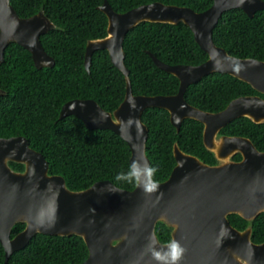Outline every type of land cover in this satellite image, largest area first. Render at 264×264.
<instances>
[{
  "label": "water",
  "instance_id": "obj_1",
  "mask_svg": "<svg viewBox=\"0 0 264 264\" xmlns=\"http://www.w3.org/2000/svg\"><path fill=\"white\" fill-rule=\"evenodd\" d=\"M211 1V7L200 13L160 2L125 13L115 12L107 0L98 7L107 18V35L87 42L84 67L89 73L93 53L107 51L111 64L125 78L124 99L112 112L94 100L74 99L62 105L59 119L74 116L88 130H110L119 136L129 147L131 172L139 168L141 175L139 179L133 175L137 183L130 191L107 180L72 191L63 177L49 174L48 162L29 146L27 138H0V245L4 264L36 234L80 237L88 251L80 264H170L173 240L184 249L179 264H264V241L252 242L251 226L239 231L228 223L229 215L252 222L264 213V152L246 138L218 137L237 118L264 124V99L239 97L222 111L211 113L191 106L184 98L190 85L212 73L227 74L264 95V61L233 57L212 38L223 13L240 9L253 18L264 10V1ZM143 22L184 24L208 56L197 66H170L146 51L158 69L179 81L174 95L132 93L123 42L127 32ZM54 29L42 8L29 18H20L11 0H0V64L6 47L14 43L30 53L37 70L52 68L55 61L45 52L40 37ZM4 94L0 90V96ZM148 108L166 110L176 132L186 119L201 123L204 148L214 154L217 164L204 163L174 143L176 164L169 178L159 183L144 176L143 169L149 168L150 162L145 151L148 128L141 117ZM235 154L241 156L240 161L231 160ZM10 163L23 169L14 170ZM149 183L157 186L154 191L144 190ZM18 223L24 224V229L10 238ZM158 223L171 229L168 243L159 242L155 233ZM157 252L164 259L157 261L153 255Z\"/></svg>",
  "mask_w": 264,
  "mask_h": 264
},
{
  "label": "trees",
  "instance_id": "obj_2",
  "mask_svg": "<svg viewBox=\"0 0 264 264\" xmlns=\"http://www.w3.org/2000/svg\"><path fill=\"white\" fill-rule=\"evenodd\" d=\"M103 1L11 0L20 18H29L42 8L56 26L40 37L42 47L55 64L52 68L37 70L30 53L14 43L6 47L0 64V90L5 92L0 96V138H27L29 146L48 162L49 174L63 177L72 191L84 190L105 180L130 191L137 183L129 165L130 150L124 140L110 130H88L74 116L59 119L62 105L74 99L94 100L107 112L114 111L124 99L125 78L111 64L107 51L93 53L89 73L84 67L87 42L107 35V18L98 9ZM107 1L117 13L154 2L185 6L198 13L212 5L211 0ZM212 38L217 47L233 57L264 61V10L256 12L253 18L240 9L223 13L213 29ZM123 50L134 95L169 96L178 91L179 81L158 69L146 51L170 66H197L208 58L182 23H140L127 32ZM251 95L264 99V95L250 85L227 74L212 73L190 85L184 98L191 106L217 113L232 100ZM141 119L148 128L145 151L150 167L156 169L151 176L154 181L160 183L169 178L175 166L174 143L204 163L215 164L213 155L204 148L201 123L186 119L176 132L168 112L159 108L144 110ZM220 133L248 138L259 151H264V124L237 118ZM234 159L240 157L236 155ZM10 166L17 171L23 169L14 163ZM118 176L121 178L117 179ZM228 219L237 230L250 225L252 242L264 241V213L250 223L237 215H230ZM24 227L22 223L16 224L10 238ZM170 231L163 224L156 225L155 233L160 243L170 241ZM87 256V247L78 236L36 234L25 248L10 256L7 264H80ZM0 264H4L1 245Z\"/></svg>",
  "mask_w": 264,
  "mask_h": 264
},
{
  "label": "clouds",
  "instance_id": "obj_3",
  "mask_svg": "<svg viewBox=\"0 0 264 264\" xmlns=\"http://www.w3.org/2000/svg\"><path fill=\"white\" fill-rule=\"evenodd\" d=\"M155 171H156L155 168L149 167V168L143 169V175L150 178L155 173ZM132 174L135 175L137 179H139L141 175V170L139 168L134 167V171ZM120 178H121L120 176L117 177V179H120ZM156 187L157 186L154 183H149V184H145L144 190L151 192V191H154ZM169 250H170V256H169L170 264H179L183 256V253H184L183 247L180 245L178 241L173 240L169 245ZM153 255L157 261L164 259L163 257L160 256L158 252L153 253Z\"/></svg>",
  "mask_w": 264,
  "mask_h": 264
},
{
  "label": "flooded vegetation",
  "instance_id": "obj_4",
  "mask_svg": "<svg viewBox=\"0 0 264 264\" xmlns=\"http://www.w3.org/2000/svg\"><path fill=\"white\" fill-rule=\"evenodd\" d=\"M179 87V86H178ZM251 96H259V95H251ZM261 97V96H260ZM262 98V97H261ZM263 99V98H262ZM203 131V130H202ZM221 132V131H220ZM220 136H228V135H225V134H221V133H219V135H218V137H220ZM235 137H239V136H235ZM242 138H245V137H242ZM246 139H248V138H246ZM250 140V139H249ZM251 141V140H250ZM252 142V141H251ZM253 143V142H252ZM254 145V144H253ZM255 147V146H254ZM256 148V147H255ZM257 149V148H256ZM258 150V149H257ZM172 151H173V149H172ZM259 151V150H258ZM260 152H264V151H260ZM210 153V152H209ZM173 154V153H172ZM212 155H213V158H214V154L213 153H211ZM236 155H238L239 157H240V159H238V160H235L234 159V156H236ZM174 158V157H173ZM214 160H215V164H213V165H216L217 164V161H216V159L214 158ZM231 160L232 161H236V162H238V161H240L241 160V156L239 155V154H235V155H233L232 157H231ZM176 164V163H175ZM230 216V215H229ZM229 220V219H228ZM244 220V219H243ZM248 222V221H247ZM229 223V222H228ZM250 223V222H249ZM231 226V225H230ZM248 226V225H247ZM246 226V227H247ZM245 227V228H246ZM244 228V229H245ZM235 229V228H234ZM244 229H242V230H244ZM171 230V229H170ZM237 230V229H236ZM239 231H241V230H239ZM171 232V231H170Z\"/></svg>",
  "mask_w": 264,
  "mask_h": 264
}]
</instances>
